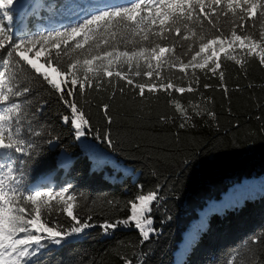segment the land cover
I'll return each instance as SVG.
<instances>
[{"label":"trees","instance_id":"1","mask_svg":"<svg viewBox=\"0 0 264 264\" xmlns=\"http://www.w3.org/2000/svg\"><path fill=\"white\" fill-rule=\"evenodd\" d=\"M106 1L38 0L39 7L32 8L34 0H17L15 5L24 4L30 12L12 9L11 30L17 31L14 37L62 30L76 25L74 20L80 23ZM254 31L259 33V26ZM231 53L235 59L221 53L222 68L215 75L207 69L190 68L188 75L175 66L160 69L162 79L169 77L176 86L191 85L192 92L146 91L141 98L138 89L115 77L111 84L105 78L99 90L76 92L75 102L92 128H99L101 136L110 132L113 147L97 140L94 131L77 140L71 126L61 122L70 110L58 98L41 93L48 104L38 120L53 142H45L48 135L33 137L38 154L24 165L23 187L58 191L71 185L81 221L91 216L94 226L61 246L42 249L40 264H124L121 256L134 264H227L230 254L236 253L237 264H245L249 239L264 238V65L246 50ZM182 59L187 62L189 56ZM141 70H147L143 61ZM104 103L111 105L110 126L100 112ZM182 112L192 117L183 128ZM156 189L159 199L151 213L156 232L150 241L141 244L134 227L119 226L107 235L98 227L105 220L128 216L127 202L138 191ZM237 190L245 192L238 196ZM57 220L65 229L72 225L62 214H53L50 222L56 226ZM258 252L261 259L256 264H264V246Z\"/></svg>","mask_w":264,"mask_h":264},{"label":"snow or ice","instance_id":"2","mask_svg":"<svg viewBox=\"0 0 264 264\" xmlns=\"http://www.w3.org/2000/svg\"><path fill=\"white\" fill-rule=\"evenodd\" d=\"M16 2L0 0V264H40L42 249L61 246L94 226L89 222L91 216L81 221L76 212L78 197L71 185L58 191H28L23 187L24 165L38 154L33 137L48 135L45 142H53L38 120L48 104L41 93L58 98L70 110L61 116V122L71 126L77 140L94 131L97 140L103 139L113 147L110 132L101 136L99 128H92L89 117L75 102L76 92L84 95L86 88L99 90L105 78L111 84L113 77L138 89L141 98L146 91L192 92L195 89L191 85L176 86L169 77L164 78L165 83L160 69L175 66L185 75L190 68L207 69L215 75L222 68L221 53L235 59L229 50L236 47L257 55L264 65V0H129L62 30L14 37L11 22ZM257 26L259 33L254 31ZM102 43L106 47L101 48ZM129 43L131 48L127 47ZM77 50L81 51L76 56L70 55ZM184 56H189L187 62ZM141 61L146 71L141 70ZM235 62L240 64L241 60ZM191 75L195 79V72ZM219 75L223 81L222 70ZM117 90L122 93L124 89L117 84ZM224 90L227 92L226 87ZM180 107L177 103L178 111ZM110 109L108 103L100 106L109 126L113 123ZM182 116L181 128L192 118L187 112ZM158 199L159 189L138 191L127 202L128 216L105 220L98 227L106 235L119 226L134 227L140 243L148 242L156 232L151 213ZM53 214L67 216L72 225L65 229L57 220L54 226L50 222ZM247 244L245 264H256L261 259L258 248L264 246V238L254 235ZM238 255L230 254L227 264H237ZM120 258L124 264H134L133 260Z\"/></svg>","mask_w":264,"mask_h":264},{"label":"rangeland","instance_id":"3","mask_svg":"<svg viewBox=\"0 0 264 264\" xmlns=\"http://www.w3.org/2000/svg\"><path fill=\"white\" fill-rule=\"evenodd\" d=\"M37 7H39V4H38V0H34V2H33V4H32V8H37ZM23 7L22 6H18V8H17V10L20 12V11H22L23 9H22ZM30 12V10H26V14H28ZM235 49H239L238 47H236ZM229 52H232V50H229ZM31 55H33L32 53H30ZM232 54V53H231ZM239 190H242L243 189V187H239L238 188ZM246 189L247 188H244V190L246 191ZM239 190H237L236 191V194L239 196L240 194H242V193H244V192H241V191H239ZM228 197V196H227ZM230 197H232V196H230ZM189 240H190V238H188L187 239V241L184 243V245H183V251H186L187 250V245H188V243H189ZM179 258H180V255H179Z\"/></svg>","mask_w":264,"mask_h":264}]
</instances>
